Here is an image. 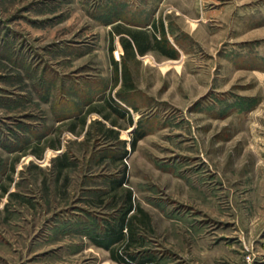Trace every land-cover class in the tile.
Wrapping results in <instances>:
<instances>
[{
  "label": "rangeland",
  "instance_id": "obj_1",
  "mask_svg": "<svg viewBox=\"0 0 264 264\" xmlns=\"http://www.w3.org/2000/svg\"><path fill=\"white\" fill-rule=\"evenodd\" d=\"M120 256L264 264V0H0V264Z\"/></svg>",
  "mask_w": 264,
  "mask_h": 264
},
{
  "label": "trees",
  "instance_id": "obj_2",
  "mask_svg": "<svg viewBox=\"0 0 264 264\" xmlns=\"http://www.w3.org/2000/svg\"><path fill=\"white\" fill-rule=\"evenodd\" d=\"M129 44V43H128ZM157 48L159 51H161L163 54L173 57L174 53L173 51H168V49H165V47L163 46L162 43H157ZM145 47H139V51H143ZM122 181V180H121ZM120 181V182H121ZM120 182H118L120 184ZM126 225V221L124 220V218H122L115 227L111 226V228L108 229V232L111 231V235L107 236V242H106V246H108L109 244H113L114 242H118L119 240H121L122 236H123V227H125ZM114 260L119 262V263H124V264H130L126 259H124L123 257H114Z\"/></svg>",
  "mask_w": 264,
  "mask_h": 264
},
{
  "label": "crops",
  "instance_id": "obj_3",
  "mask_svg": "<svg viewBox=\"0 0 264 264\" xmlns=\"http://www.w3.org/2000/svg\"><path fill=\"white\" fill-rule=\"evenodd\" d=\"M130 41H131V44L134 47V49H136V48L139 49V47H141V42L139 41V39L133 37L130 39Z\"/></svg>",
  "mask_w": 264,
  "mask_h": 264
}]
</instances>
